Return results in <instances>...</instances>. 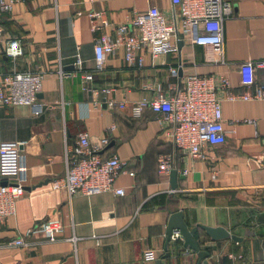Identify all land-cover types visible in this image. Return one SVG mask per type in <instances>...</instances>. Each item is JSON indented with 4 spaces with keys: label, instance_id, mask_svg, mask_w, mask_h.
Here are the masks:
<instances>
[{
    "label": "crops",
    "instance_id": "0c3cea01",
    "mask_svg": "<svg viewBox=\"0 0 264 264\" xmlns=\"http://www.w3.org/2000/svg\"><path fill=\"white\" fill-rule=\"evenodd\" d=\"M232 5L220 45H199L193 33L180 31L177 52L154 57L142 50L139 65L120 47L107 55L101 70L98 37L116 38L117 25L153 7L171 20V0H21L0 15L5 36L17 39L24 51L14 59L0 50V80L11 71L44 75L33 106L0 101V142H20L28 167L16 214L0 221V264H157L165 253L169 216L176 211L184 212L190 228L224 227L239 237L212 240L199 229L208 264H264V99L241 98L254 95L262 83L261 69L248 71L244 65L264 60V0H232ZM96 11H104L111 23L103 31L91 28L89 14ZM84 72L94 75L90 91L83 89ZM192 73L231 79L230 89L219 93L226 142L205 144L204 157L178 151L152 109L135 118L128 108L108 106L111 100L173 95ZM81 133L103 157L117 155L135 172L116 179L124 196L108 191L70 199L66 189L54 188L66 171V144L73 146ZM163 153L175 155V190L170 173L158 169ZM0 182L6 179L0 176ZM50 216L63 225L55 241L38 229ZM31 230L29 245L13 243ZM73 235L80 237L76 250L69 240ZM147 249L156 251L155 260H144ZM168 250L162 264H207L194 251H184L183 241H171Z\"/></svg>",
    "mask_w": 264,
    "mask_h": 264
},
{
    "label": "built area",
    "instance_id": "2783aa9c",
    "mask_svg": "<svg viewBox=\"0 0 264 264\" xmlns=\"http://www.w3.org/2000/svg\"><path fill=\"white\" fill-rule=\"evenodd\" d=\"M21 0H0V15L12 10ZM173 18L168 19L160 9L150 8L145 12L134 13L127 22L116 26L117 37L113 38L102 33L95 45V57L98 70L107 55L113 54L120 47L125 50L126 59L130 63L142 64L138 53L148 51L152 56L177 52V41L182 33H193V40L199 45H220L223 40L224 21L233 14L232 0H171ZM91 28L94 32L103 31L110 26L104 11L89 14ZM0 50L11 58L23 55L24 51L17 39L7 38L5 30L0 25ZM76 63L81 65L78 56ZM260 68L262 83L254 95H243V100L264 99V60L254 65L246 63L248 71ZM62 77L65 73L62 65L58 68ZM174 75L177 71H173ZM44 75L40 72L4 73L0 80V101L8 107L33 106L43 88ZM94 75L83 73V89L92 90ZM231 87V79L227 75H199L192 73L186 77L182 88L173 95L165 92L157 93L151 98H142L132 103L127 100L109 101L112 109L128 108L131 115L139 118L146 108L152 109L157 120L173 139L176 149L182 153L204 157L205 144L221 145L226 142L227 131L224 126L222 99L220 92H227ZM107 91V90H105ZM229 99H236L230 95ZM108 139L102 140L103 144ZM18 141L0 142V176L6 179V184L0 182V221L16 214L17 200L25 192L27 170L25 157ZM66 171L61 179L53 182L54 188L66 189L70 199L77 195L92 196L108 191L116 195H125L124 188L115 187L119 175L127 173L128 162L117 155L103 157L98 149L92 147L87 133H81L73 146L66 144L64 152ZM175 168V155L163 153L158 158L160 173H170ZM188 173L187 170L184 171ZM38 229L49 241H55L62 232L63 225L56 216L45 219ZM29 231L25 236L16 238L17 246L29 245L28 238L33 234ZM80 237L73 235L69 240L76 250ZM171 240L182 242L183 236L179 230L173 231ZM144 260L157 258L155 250L147 249L143 253Z\"/></svg>",
    "mask_w": 264,
    "mask_h": 264
},
{
    "label": "water",
    "instance_id": "95a60500",
    "mask_svg": "<svg viewBox=\"0 0 264 264\" xmlns=\"http://www.w3.org/2000/svg\"><path fill=\"white\" fill-rule=\"evenodd\" d=\"M182 47V43L178 44V49L180 50ZM73 68V67H71ZM70 67L68 69H71ZM182 74V73H181ZM177 177L178 170L172 169L170 172V182L172 189L175 190L177 188ZM6 184V182L4 183ZM202 229L205 233L211 237L212 240H220L224 238L231 237L234 240H239V237L235 235H231L230 232L224 227H211L203 224H197L196 226L190 228L185 221L184 212L176 211L169 216L168 225H167V238L165 243V253L164 255L158 259L157 264H162V260L170 256V252L168 250L169 244L172 241L171 235L173 231L179 230L183 236V250L186 251L190 249L198 254L200 261L208 264V260L211 261L210 253L206 250H202L200 248V244L197 238L198 230Z\"/></svg>",
    "mask_w": 264,
    "mask_h": 264
}]
</instances>
